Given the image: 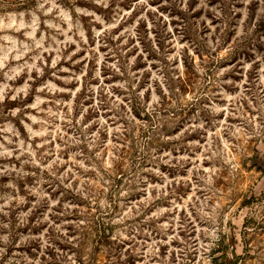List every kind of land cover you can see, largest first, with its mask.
<instances>
[{"label": "rangeland", "instance_id": "rangeland-1", "mask_svg": "<svg viewBox=\"0 0 264 264\" xmlns=\"http://www.w3.org/2000/svg\"><path fill=\"white\" fill-rule=\"evenodd\" d=\"M264 264V0H0V264Z\"/></svg>", "mask_w": 264, "mask_h": 264}, {"label": "trees", "instance_id": "trees-1", "mask_svg": "<svg viewBox=\"0 0 264 264\" xmlns=\"http://www.w3.org/2000/svg\"><path fill=\"white\" fill-rule=\"evenodd\" d=\"M220 259H223V261L219 264H234V260L229 259L226 254H223Z\"/></svg>", "mask_w": 264, "mask_h": 264}]
</instances>
